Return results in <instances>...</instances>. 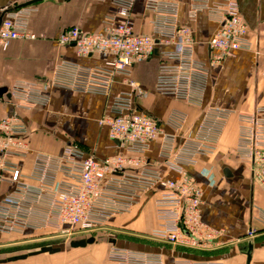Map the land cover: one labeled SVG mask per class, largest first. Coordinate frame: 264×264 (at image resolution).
<instances>
[{
	"label": "built area",
	"instance_id": "built-area-1",
	"mask_svg": "<svg viewBox=\"0 0 264 264\" xmlns=\"http://www.w3.org/2000/svg\"><path fill=\"white\" fill-rule=\"evenodd\" d=\"M134 1L117 0V12L105 19L102 32L83 34L73 27L59 37L62 47L72 46L80 56H109L104 67L63 62L45 82L49 88L107 96L114 77L123 76L131 92L116 98L113 116L100 124L109 128L111 139L126 154L99 160L70 143L61 156L36 154L34 170L26 175L16 161H24L30 154L27 128L18 116L1 118L0 193L5 184L14 189L0 197V234H23L33 228L49 230L69 242L87 238L106 229L113 219L131 214L150 195L157 226L149 239L203 251L220 246L218 233L202 221V190L187 168L217 152L233 113L204 109L196 134L180 137L188 116L174 111L164 123L173 131L167 133L160 121L139 111L137 102L145 92L131 79V71L137 61L151 58L162 47L158 51L161 62L156 93L202 107L210 70L239 51L251 50L247 24L235 0H191V19L207 11L219 25L208 44L209 61L203 62L196 56L192 29L177 23V0L149 1L147 9L156 16L153 35L133 31L130 15ZM28 16L27 9L5 15L0 49L14 40L35 38L27 31ZM7 95L20 111L49 102L45 90L35 82L14 83L6 94H0V104ZM239 122V160L260 173L264 169V107L240 114ZM153 142H160L161 154L168 168L179 175L177 179L165 178L144 159ZM110 260L117 264H164L161 255L114 246Z\"/></svg>",
	"mask_w": 264,
	"mask_h": 264
},
{
	"label": "crops",
	"instance_id": "crops-1",
	"mask_svg": "<svg viewBox=\"0 0 264 264\" xmlns=\"http://www.w3.org/2000/svg\"><path fill=\"white\" fill-rule=\"evenodd\" d=\"M116 1L0 0V16L21 9L29 11L27 31L35 37L11 41L0 49V88H11L18 81L35 82L49 98L47 105L31 111L18 110L8 95L0 104V119L18 116L27 128L30 154L26 160L16 161L24 174L33 172L36 154L61 156L65 145L70 143L99 160L126 154L111 139L109 128L100 124L102 119L113 116L116 98L131 92L123 76L114 77L107 96L49 88L45 83L63 62L85 68L106 65L109 56H80L74 47H62L59 37L73 27L83 34L102 32L105 19L117 12ZM149 1H134L130 22L136 34H154L156 16L147 9ZM235 1L247 24L252 48L237 52L210 70L202 107L156 93L161 62L158 51L162 47L151 58L137 61L131 71V79L145 92V97L137 102L139 111L160 121L167 133L173 131L164 123L174 111L188 116L180 137L196 134L204 109L233 113L217 152L211 157H201L196 166L187 168L202 190V221L218 233L220 246L203 251L172 247L149 239L157 226L153 198L149 195L131 214L113 219L102 230L111 247L158 254L164 264H264V169L254 173L251 166L240 162L237 152L239 115L264 107V0ZM177 3L178 25L192 29L196 56L208 62L211 56L208 44L219 30L218 23L207 11L191 19V0H177ZM143 157L165 178L179 177L168 168L160 142H153ZM226 170L229 174H225ZM13 189L12 185L5 184L0 197ZM251 231L253 237L248 235ZM51 233L28 228L23 234H0V244ZM250 246L253 249L249 263Z\"/></svg>",
	"mask_w": 264,
	"mask_h": 264
},
{
	"label": "rangeland",
	"instance_id": "rangeland-1",
	"mask_svg": "<svg viewBox=\"0 0 264 264\" xmlns=\"http://www.w3.org/2000/svg\"><path fill=\"white\" fill-rule=\"evenodd\" d=\"M91 236L96 237L97 242L86 248L79 249H71L68 245V239L54 235L31 236L21 240L1 242L0 259L28 254L44 245H52L62 247L63 251L56 255L45 254L7 264H117L110 260L111 246L107 242V237L104 236V231L97 232Z\"/></svg>",
	"mask_w": 264,
	"mask_h": 264
},
{
	"label": "water",
	"instance_id": "water-1",
	"mask_svg": "<svg viewBox=\"0 0 264 264\" xmlns=\"http://www.w3.org/2000/svg\"><path fill=\"white\" fill-rule=\"evenodd\" d=\"M8 12H4L3 14H1L0 16V26L3 22V19L5 17V15ZM7 93V89L6 88H2L0 89V94L3 96L4 94ZM8 98H10V96H7ZM225 174H229V171L226 170ZM97 242L96 237L94 236H90L87 238H80V239H75L69 242V247L71 249H79V248H86L89 245H93ZM252 246L249 247V254H248V262L250 263L251 261V250H252ZM63 251V248L60 246H52V245H44L42 247H40L39 249L29 252L28 254H22V255H17V256H12L9 258H3L0 259V264H7V263H13V262H18V261H24L27 260L28 258L31 257H36V256H41V255H45V254H49V255H56V254H60Z\"/></svg>",
	"mask_w": 264,
	"mask_h": 264
}]
</instances>
